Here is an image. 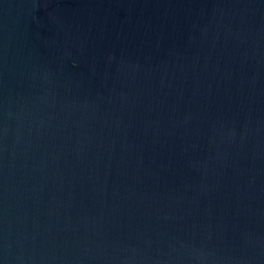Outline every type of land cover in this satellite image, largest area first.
<instances>
[{
	"label": "water",
	"instance_id": "1",
	"mask_svg": "<svg viewBox=\"0 0 264 264\" xmlns=\"http://www.w3.org/2000/svg\"><path fill=\"white\" fill-rule=\"evenodd\" d=\"M0 264H264V0H0Z\"/></svg>",
	"mask_w": 264,
	"mask_h": 264
}]
</instances>
